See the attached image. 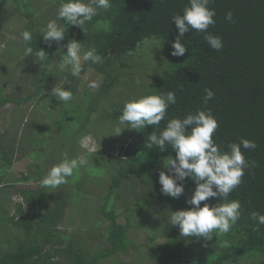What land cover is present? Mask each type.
Segmentation results:
<instances>
[{"label": "trees", "instance_id": "obj_1", "mask_svg": "<svg viewBox=\"0 0 264 264\" xmlns=\"http://www.w3.org/2000/svg\"><path fill=\"white\" fill-rule=\"evenodd\" d=\"M111 2L109 10H101L84 28L58 20L66 29L65 39L59 43L51 42L49 46L42 37L43 29L48 21L57 18L61 0H0V43L6 41L5 34L13 32L5 27L19 24L16 35L22 43L33 50H44L48 55L40 84L33 93L16 97L0 86V109L8 103L24 105L37 97L44 88L48 64L56 53L63 55L65 46L75 39L82 43L83 51L95 48L102 56L101 63L88 61L82 66V72L90 68L101 75L102 81L96 92L85 90L80 102H71L70 108L64 110L63 105H59L60 109L62 107L59 112L61 120L69 114H84L86 119L84 123L80 121V125L74 122L67 128L63 126V134L75 144L81 141L75 132L87 130L91 114L101 103V111H108L115 123L114 129L119 126L118 117L128 100L114 92L118 85L129 91V100L175 91L177 103L169 107L167 119H182L189 113L210 109L219 122L214 140L221 150H229L228 145L239 143L242 138L255 141V149L242 148L246 160L254 162V166L245 170L242 183L228 197V200L241 202V217L229 233H214L216 237L213 236L211 241L203 237H183L178 226L169 224L171 212L192 207L187 201L194 194L196 185L188 177L183 182L185 191L179 198L161 192L159 174L161 171L171 174L164 164L174 159L176 152L170 146L163 152L156 146L149 149L146 142L153 131L159 135L166 127L165 119L158 126L149 125L143 130H122L116 135L121 145L115 160L107 153L100 154L102 150L89 154V157L98 155H93L91 160L96 167H102V174L93 176L88 169L91 165L86 166V172H81L80 168L75 170L74 178L80 175L79 178L75 181L73 177L67 178L68 182L72 181L73 194L58 192L57 188H42L41 185L28 189L16 187L23 200L16 203L14 214L0 201V264H104L111 257L129 254L132 246L135 248L136 242L130 236L135 227H145L148 242L142 247L148 248L151 258L158 264H264V225L257 226V221L251 218L253 212L264 214V0H213L209 7L216 11V23L208 31L222 37L224 47L220 51L213 50L204 40V33L190 30L181 41L187 51L179 57L171 55L172 43L178 35L172 16L182 14L188 0ZM229 11L233 13L231 21L226 19ZM24 30L32 32L29 43L22 39ZM146 38L154 39L157 41L155 47H165L167 51L166 60H161L164 62L160 65L162 68L155 72L151 70L154 61L140 53ZM134 67L137 75H132ZM68 77L80 81L72 74ZM130 77L132 86L126 84ZM137 79L139 84L135 81ZM61 87L71 90L66 82ZM205 89H211L215 94L207 103L204 102ZM47 124L39 120V131ZM23 133L19 138L0 134L1 192H6L7 187L15 188V183L19 182L36 181L40 184L49 171L46 165L49 158L42 154L45 149L40 146L44 138L36 132L27 134V137ZM55 145H48L45 153L54 151L59 144ZM19 146L23 155H28L34 163L31 171L14 178L10 169ZM73 147V151L69 150L70 147L60 152L55 150L58 163L65 154L69 159L77 158ZM111 164L115 170L105 187L104 202L98 209L108 222L102 231L105 245L85 239L84 235L95 236L92 231L86 234L80 229L64 232L61 225L70 199L80 203L82 195L88 197L84 184L89 181L100 184L102 175ZM124 176L136 177L142 183V193L137 195L136 202L129 200L126 203L121 199L119 191ZM115 197L123 203L125 210L122 213L112 205ZM224 202L219 197L210 198L201 202V207L204 203L216 205ZM153 204H160L157 214L153 213ZM120 217L125 221H119ZM225 241L229 242L228 247L223 246Z\"/></svg>", "mask_w": 264, "mask_h": 264}, {"label": "clouds", "instance_id": "obj_2", "mask_svg": "<svg viewBox=\"0 0 264 264\" xmlns=\"http://www.w3.org/2000/svg\"><path fill=\"white\" fill-rule=\"evenodd\" d=\"M212 2L213 0H188L183 13L172 16V24L178 29V35L172 43V56H184L187 48L181 41L190 30L204 33V40L211 49L220 51L224 47L222 37L208 31L209 27L216 23V11L209 7ZM111 7V0H61L57 18L47 22L42 37L49 42V46L51 42L59 43L65 39L66 29L58 20H63L67 25L84 28L101 10L107 11ZM226 19H233L231 11L226 14ZM21 36L25 43L32 40V32L29 30H24ZM143 44L149 48H161L155 47L157 41L154 39L146 38ZM65 47L66 53L62 55L60 68L63 70L70 65L73 76L81 74L82 61L94 64L102 62V56L95 48L83 51L82 43L75 39L70 40ZM32 52L31 47L26 49L27 54ZM38 57L42 62L48 55L44 50H40ZM137 83H140L139 79ZM89 87L95 88V82H91ZM205 92L204 102L207 103L215 94L211 89H205ZM51 95L65 104L74 96L72 90L58 86L52 88ZM176 103L175 91L149 94L126 101L118 117L119 126L114 130L115 135L121 134L125 128L143 130L149 125L158 126L162 120L167 119L169 107ZM218 127L219 122L210 109L198 110L182 119H167L166 127L159 135L153 131L147 137L146 146L149 149L156 146L163 152L170 146L176 152V157L164 164L171 174L164 171L159 174L161 192L164 195L179 198L185 191L183 182L186 178L190 177L195 182L194 194L187 201L192 207L171 212L169 218V224L178 226L183 237H203L211 241L213 236L229 233L241 217V202L228 200V197L242 183L245 170L254 166V162L246 160L242 148L255 149L257 145L255 141L242 138L239 143L228 145L229 150H221V146L214 140ZM86 164L87 159L84 157L69 159L65 154L60 163L49 169L47 175L41 179L40 185L42 188H57L66 183L75 170ZM216 197L226 202L216 205L204 203L201 207V202ZM251 218L257 221V226L264 225V214L253 212ZM223 246L228 247L229 242L225 241Z\"/></svg>", "mask_w": 264, "mask_h": 264}, {"label": "rangeland", "instance_id": "obj_3", "mask_svg": "<svg viewBox=\"0 0 264 264\" xmlns=\"http://www.w3.org/2000/svg\"><path fill=\"white\" fill-rule=\"evenodd\" d=\"M18 27L19 24H15V26L10 27L6 26L5 28L7 30L10 29V31L13 32L5 34L6 41L0 43V86H3L8 94H14L16 97H23L33 93L39 86L41 72L46 65L45 60L42 62L39 60L38 50H33L31 54L26 53V49L29 47L25 46L18 35H16ZM6 29L5 31H7ZM11 44L13 47H11ZM165 51V47L155 49L144 46L140 53L142 55L146 54L148 58H151V62L154 61L155 65L152 66L153 68L151 70H153L152 72H155L159 70L160 67L162 68L160 65L164 62L161 60H166L167 58V51ZM63 53H66V49ZM62 59V53H56L54 55L51 62L47 66V76L44 88L37 97L32 99L30 103L24 105L8 103L0 109V134L10 136L12 138H19L23 132V136L25 137H27V134L36 132L37 135H41L44 138L42 139L43 141L40 146L43 145L45 150H47L46 148L48 145L54 146L55 144H59L57 148L50 153L49 151L46 153L45 150L44 152L42 151V154H46V158H49V160H46V165L49 169L58 163V155L55 156L56 151L60 152L62 150H68L64 149L67 147H70L69 150L73 151L72 146H74L73 148L74 152L77 153V158L84 157L87 159V164L80 167L81 172H86V166L91 165L88 169L94 173L93 176H100L102 174V167H96L94 161L91 160L94 154L90 157L88 155L102 150L100 154L107 153L106 155L115 160L116 156L120 152L121 145L118 137H116L115 134H112L115 133V123L108 114V111L106 112V109L103 112L101 111V109L103 110L101 103L98 107L99 109H96L91 114V122L87 125V130L82 133L80 131L75 132V135H79L81 138V141L76 144L74 140H71L63 134L62 127L65 126V128H67L68 125L72 126L74 122H77L78 125H80V121L82 123L86 122L84 114L82 116L80 114L75 116L69 114L65 120H61L59 115L61 113L59 112H62V107H64V110H66L65 108H70L72 105L71 102H80L85 90L88 89L96 92L100 87L102 77L92 69L86 68L79 76H77L80 81L71 80L68 77L69 74H72L71 66L69 65L65 69L61 70L60 64ZM135 59H137V57H135ZM83 64L84 62L82 61V66ZM133 69V71H135L137 68L134 67ZM134 73L132 75L138 74L136 71ZM127 75H131V73H128ZM65 82L71 90L73 89L75 94L73 99L67 104L62 101H60L61 103L59 101H55L57 99L51 95V90L54 86L61 87V85ZM91 82H95V88L89 87ZM126 84H131V86L134 85L131 77L126 79ZM123 89L124 86L122 87V85H118L114 92L117 96H123L124 100H129V91ZM60 104L61 106L63 105L61 109L59 108ZM81 118L83 119L80 120ZM39 120L46 121V123H48L43 127V129H41L42 131H39L38 129ZM52 120H55L56 123L52 124ZM59 156L62 157L64 154H59ZM94 156L98 155L96 154ZM15 157L16 160L14 165L11 167L10 172L11 177L19 178L22 174H26L31 171L30 168L32 167L34 161L28 155H23L22 147L20 148V146L17 149ZM108 168L109 170H106V172L102 175V182L100 184H94L92 181L84 184L83 188H86L88 191V197H83L82 195L80 203L76 201L74 202L73 199H70V206L66 210L65 218L61 225L64 232H72L80 229L84 234H86L89 231H92L95 236L92 237L90 235L87 236L83 234L85 239L87 241L91 240L94 244L99 241V243L105 245L102 231L107 227L108 222L102 215L99 214L98 209L104 202L105 187L112 177V172L115 170L113 164H111ZM74 176L75 172L71 177L74 178ZM79 176L80 175H76L74 181L77 180ZM39 185V182L36 181L15 183V188L12 186L7 187L6 192L0 191V201L3 202L4 206L7 207L11 214H14L16 203L23 200L21 194L17 193L16 187L19 189H28L38 188ZM71 188H73L72 181H67L63 184V186L57 187V191H68L73 194ZM142 189V183L138 181L136 177L124 176L122 178L119 193L121 194V199H123L126 203L129 200L136 202L137 195L142 193ZM74 194L75 196H78L77 193ZM112 205H115L120 213L125 210L122 201L118 200L116 197ZM151 208L153 209L154 214H157L161 209L160 204H153ZM145 217L148 219L147 216ZM97 221H100V223H97ZM119 221L124 222V217H120ZM130 236L131 239L136 242L135 248L132 246L129 250V254H119L111 257L107 259L104 264H158L151 258V253L148 248L144 246L142 247V245L148 242L145 227L132 228Z\"/></svg>", "mask_w": 264, "mask_h": 264}]
</instances>
